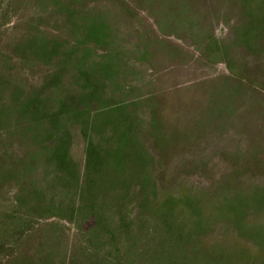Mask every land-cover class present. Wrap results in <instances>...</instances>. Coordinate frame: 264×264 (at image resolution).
I'll use <instances>...</instances> for the list:
<instances>
[{
    "label": "rangeland",
    "instance_id": "374dc122",
    "mask_svg": "<svg viewBox=\"0 0 264 264\" xmlns=\"http://www.w3.org/2000/svg\"><path fill=\"white\" fill-rule=\"evenodd\" d=\"M0 264H264V0H0Z\"/></svg>",
    "mask_w": 264,
    "mask_h": 264
}]
</instances>
